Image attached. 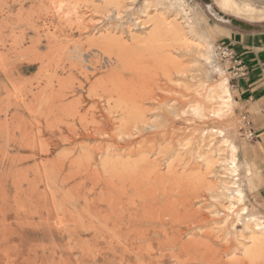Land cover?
I'll return each mask as SVG.
<instances>
[{"label":"rangeland","instance_id":"obj_1","mask_svg":"<svg viewBox=\"0 0 264 264\" xmlns=\"http://www.w3.org/2000/svg\"><path fill=\"white\" fill-rule=\"evenodd\" d=\"M245 1L257 23L216 0H0V264H264L240 115L206 99L233 72L196 44L264 29Z\"/></svg>","mask_w":264,"mask_h":264},{"label":"crops","instance_id":"obj_2","mask_svg":"<svg viewBox=\"0 0 264 264\" xmlns=\"http://www.w3.org/2000/svg\"><path fill=\"white\" fill-rule=\"evenodd\" d=\"M221 11L229 17L257 23ZM213 36L215 45L231 50L245 71L243 76L232 79L230 92L236 112L248 114L256 139L241 144L240 157L242 163L256 174L260 181L259 189L264 190V29L227 23L226 26H218ZM208 38L214 45L213 39Z\"/></svg>","mask_w":264,"mask_h":264},{"label":"bare ground","instance_id":"obj_3","mask_svg":"<svg viewBox=\"0 0 264 264\" xmlns=\"http://www.w3.org/2000/svg\"><path fill=\"white\" fill-rule=\"evenodd\" d=\"M217 3L223 11H225L227 13H232V14L237 15V16H245V17L256 16L257 17L261 14V10L257 6H255L253 4H249V2H247L245 0H242L240 3L236 2L235 0H217ZM59 8H61V7H59ZM64 10L61 9V11H64ZM181 25H182V23H181ZM196 44H197V50H198V54H199V58H200L201 63L204 62V64H206V66L208 67L210 72H217L220 75H223V71L221 70L220 66L215 61V52H213V45H212L213 43L211 42V40L208 37L206 38L205 36L202 35V37H200L198 39V42ZM210 93H211V95H208L207 97L205 96L206 99L208 98V99L213 100L215 97V94H216L217 99H219L221 101L220 107L218 110V114H223L224 112L227 111V109L232 107L233 100H232V94L230 92V84H229L228 79H224L222 82H220V84L217 87V90L215 92H210ZM196 110H198V109H196ZM227 148H228V146H227ZM237 152H238L237 146L230 145V153H231L230 154V160L227 162H228V166H229L228 173L232 177H236L238 175L237 173H238V169L240 166V164L238 162ZM245 166L248 167V165H245ZM237 181H238V179L234 180V182L232 184V187H234V189L231 190V192L229 193V198L231 200V202H230L231 204L233 201L240 202L244 199V193L241 189V186H239L237 184ZM226 196H228V195H226Z\"/></svg>","mask_w":264,"mask_h":264},{"label":"built area","instance_id":"obj_4","mask_svg":"<svg viewBox=\"0 0 264 264\" xmlns=\"http://www.w3.org/2000/svg\"><path fill=\"white\" fill-rule=\"evenodd\" d=\"M215 55L223 63V65H229L232 69L233 75L231 79L238 78L245 74V71L241 69V62L238 61L233 52L222 45L215 46ZM241 126L240 135L244 141L252 142L256 139V133L253 129L252 122L249 119L247 113L240 114Z\"/></svg>","mask_w":264,"mask_h":264}]
</instances>
